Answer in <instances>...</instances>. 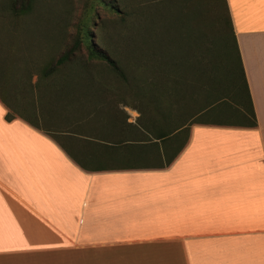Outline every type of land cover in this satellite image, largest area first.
Segmentation results:
<instances>
[{
    "label": "crops",
    "instance_id": "obj_1",
    "mask_svg": "<svg viewBox=\"0 0 264 264\" xmlns=\"http://www.w3.org/2000/svg\"><path fill=\"white\" fill-rule=\"evenodd\" d=\"M224 2L252 127L161 138L80 98L40 129L0 101V264H264V2Z\"/></svg>",
    "mask_w": 264,
    "mask_h": 264
},
{
    "label": "rangeland",
    "instance_id": "obj_2",
    "mask_svg": "<svg viewBox=\"0 0 264 264\" xmlns=\"http://www.w3.org/2000/svg\"><path fill=\"white\" fill-rule=\"evenodd\" d=\"M9 1L0 0V98L11 116L40 129L57 127L64 101L73 104L78 95L86 104H110L126 114L148 110L158 120L142 88L154 64L163 83L159 105L167 124H242L237 109L246 111V105L243 95L235 96L242 94L241 83L222 0H33L23 14L14 13ZM136 14L141 28L154 26L158 40L145 33L130 38ZM81 25L117 62L127 82L103 63L86 62L83 46L72 65L42 78V68L72 44ZM92 77L96 83L87 81ZM209 105L217 110L196 114ZM67 110L75 117V108Z\"/></svg>",
    "mask_w": 264,
    "mask_h": 264
},
{
    "label": "trees",
    "instance_id": "obj_3",
    "mask_svg": "<svg viewBox=\"0 0 264 264\" xmlns=\"http://www.w3.org/2000/svg\"><path fill=\"white\" fill-rule=\"evenodd\" d=\"M222 1H223V4L225 5L224 0H222ZM32 3H33V0H10L9 6L14 13L23 14L30 9ZM224 8L226 11V7H224ZM135 17L137 18V22L135 20V22H133L131 25V28L129 31L130 38H132V39L135 38L136 40H139L141 37V34L145 33L144 35L149 37V38H155L154 40L159 39L153 30V29H155L153 25L149 24L148 28H145V27L141 28L140 23H142V22H141L140 14H136ZM226 17H227V23H228L229 18H228L227 11H226ZM151 23H153V20H151ZM83 28L84 27L82 25L79 26L77 29V32L75 34V39L73 40L72 44L70 46H68L55 60L49 61L42 68V71H41L42 78H46V77L48 78L54 72H57L62 68H66V67L72 65L74 63V61L76 60L75 59L76 55L79 52L81 46H83L85 48V52H86V62H88V63H91V62L103 63L121 81L127 82L128 77L124 75V72L120 69L117 62L114 59H112L105 51L98 48V46L92 42L91 37H90V33L86 29H83ZM166 28L168 29V26H166ZM232 39L234 41L233 35H232ZM138 45H136V46H138ZM139 46H142V45H139ZM234 47H235V52H236V56H237V66H238V72H239L240 83H241L240 90L242 91V94L238 93V94H235V96L241 97L243 95L244 100H245V105H246V111L242 110V109H237V112H238V115H239L241 121H243L242 124H244L245 126L252 127V126H254V122H253L254 116H253V111L251 108V104H250L248 91L246 88V84H245L244 75L242 72L240 60L238 57L235 41H234ZM150 56L152 57L153 55H150ZM79 72L81 73L80 70H79ZM148 72L150 75L147 78L148 80L147 79L143 80L144 86L142 88L145 90V94H146V90L149 92L150 97H147V99H150L149 101H151L153 103V108H154V110H156L157 115H159V117H160V123L161 122L165 123V129H160V131H158V129H157L158 126L156 127L155 133L161 135L160 137L162 138V137L167 136V135L173 133L174 131L180 129L181 127H184L187 122L186 123L185 122L178 123V122L170 120L169 121L170 123L167 124V122H166L167 119L165 118L166 115L161 111L160 105H159L161 103L160 101L163 99L164 94H163V90H162V84H163V83H161L162 80L158 77V73H159L158 69L154 64H151L150 68L148 69ZM136 73H138L137 70H136ZM87 81L93 83L96 81V79L94 77H92V78H89ZM168 82L169 83L172 82V84H174V85L176 83V82H173L171 80ZM168 82L166 81V83H168ZM174 94H176V93L174 92ZM74 98L76 99L75 103H78L81 96L77 95V96H74ZM0 101L2 103H4L1 98H0ZM215 109L216 108H214V106L209 105V106H207V108L200 109L199 111H197L196 114L202 115L203 113H206L207 111H210V110L215 111ZM228 111H230V109ZM141 115H140V118L137 120L139 123H141ZM11 118H12V116L9 114V108H8V112L5 115V119L10 120ZM205 123H215V124H220V125L222 124V123H218V122H205ZM187 125H189V124H187ZM180 132L181 133L187 132V128L186 127L182 128L180 130Z\"/></svg>",
    "mask_w": 264,
    "mask_h": 264
},
{
    "label": "snow or ice",
    "instance_id": "obj_4",
    "mask_svg": "<svg viewBox=\"0 0 264 264\" xmlns=\"http://www.w3.org/2000/svg\"><path fill=\"white\" fill-rule=\"evenodd\" d=\"M262 2H264V0H262ZM3 111V109L2 108H0V112H2Z\"/></svg>",
    "mask_w": 264,
    "mask_h": 264
}]
</instances>
